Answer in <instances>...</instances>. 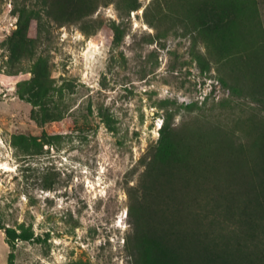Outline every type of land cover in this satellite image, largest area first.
I'll return each instance as SVG.
<instances>
[{
  "label": "rangeland",
  "instance_id": "rangeland-1",
  "mask_svg": "<svg viewBox=\"0 0 264 264\" xmlns=\"http://www.w3.org/2000/svg\"><path fill=\"white\" fill-rule=\"evenodd\" d=\"M139 1L128 15L115 2L99 5L92 16L102 27L93 35L47 22L37 54L48 61L50 87L39 102L59 116L38 122L17 85L31 78L32 60L12 57L7 44L14 0H0V222L33 233L10 248L0 229V264H9V251L12 264H129L127 189L138 184L164 119L213 123L254 105L230 93L227 66L199 67L195 34L168 20L160 25L166 35L148 42L157 31L143 12L151 0ZM257 6L264 32V0ZM113 21L122 31L117 42ZM28 34H36L34 21ZM194 48L207 54L201 40ZM18 61L23 71L8 74Z\"/></svg>",
  "mask_w": 264,
  "mask_h": 264
},
{
  "label": "trees",
  "instance_id": "trees-1",
  "mask_svg": "<svg viewBox=\"0 0 264 264\" xmlns=\"http://www.w3.org/2000/svg\"><path fill=\"white\" fill-rule=\"evenodd\" d=\"M16 1L7 44L12 57L32 60L31 78L17 85H24L18 95L32 103L38 122L59 116L39 102L50 87L48 61L37 54L47 22L77 24L93 35L102 27L92 16L99 5L115 2L126 15L141 6L139 0ZM143 12L157 30L148 42L166 35L160 25L168 20L195 34L191 52L199 67L208 69L211 60L227 66L230 93L254 105L244 115L220 114L213 123L194 116L174 126L164 119L138 184L127 189L129 264H264V32L257 0H151ZM32 21L34 37L28 34ZM111 28L117 42L122 31L114 21ZM198 40L207 54L194 48ZM22 71L18 61L7 73ZM0 229L10 248L33 235L23 224L19 232L1 222ZM13 257L9 251V264Z\"/></svg>",
  "mask_w": 264,
  "mask_h": 264
}]
</instances>
